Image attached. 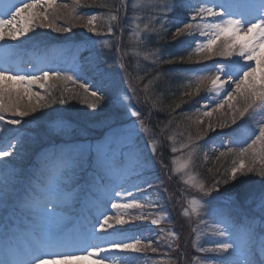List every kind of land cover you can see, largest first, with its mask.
Returning a JSON list of instances; mask_svg holds the SVG:
<instances>
[{
	"label": "snow or ice",
	"instance_id": "6c2138e0",
	"mask_svg": "<svg viewBox=\"0 0 264 264\" xmlns=\"http://www.w3.org/2000/svg\"><path fill=\"white\" fill-rule=\"evenodd\" d=\"M42 3L52 8L56 0H42ZM42 3L41 0L25 3L22 9H17L13 20L27 9L42 7ZM73 3L84 8L103 7L95 5L94 0L92 4L89 0H73ZM160 7L162 10L156 17L159 29L146 26L145 31L170 35L173 41L187 38L189 46L194 44L195 51L200 54L197 63L205 65L212 61L216 66L214 74L200 77L194 86L184 90L183 96L192 100L202 90L214 93L211 99L216 101L215 106L209 109L205 102L204 117L211 118L226 105L231 111L230 122L227 118L215 124L209 120L206 134L200 137L207 143L212 138L207 133L227 135L229 146L216 158L219 160L232 154L235 159L231 161L230 168L224 171L217 169L207 184L199 186L206 215L212 220L209 226L213 237L210 241L212 246H201L199 251L215 254L205 256V259L218 264H264V0L252 5L246 13L235 11L230 0H196L195 5L192 0H172V3H164ZM79 19L86 21L83 27L92 34L88 43L95 47L94 38L102 35L95 23L96 15ZM13 20L0 19V42L27 37L29 32L34 33L35 27L61 33L72 31L71 27H54L47 9L27 18L23 28H17ZM196 21L203 22L206 30H202L200 24L194 26ZM5 26H11V30L5 32ZM116 31L119 29L109 26L104 35L113 36ZM198 37L206 38V42H200ZM149 38L144 37L145 40ZM92 55L89 51L83 64L103 77L110 66L101 67L93 63ZM95 55L102 58L106 53ZM221 60L229 61L231 70L227 74ZM158 62L183 64L185 58L169 55ZM81 70L82 65L78 61L73 71ZM61 79L72 81L84 93L90 94L94 100L89 105L93 114H97V109L103 112L109 108L105 117L107 132L94 143L42 148L36 152L30 170L15 166L17 158L23 159L21 149L26 137L22 128L27 123L24 118L39 122L41 117L47 116L42 109L52 107L48 103L52 99L51 94L41 95L32 90L33 86L47 93L46 85L52 86L48 82ZM65 91L67 95L61 93L57 103L66 104L75 94L72 89ZM13 95L17 101L27 97L28 106L5 101V96L11 98ZM109 101L112 102L111 107ZM140 102L137 96V103ZM37 112L40 116L34 115ZM258 112L262 117L255 121L258 127L252 129L244 143L233 148L231 145L238 143L233 137L240 123L246 117L251 120ZM145 115L150 116V113L137 109L131 95H107L103 79L90 85L55 68L33 66L31 70H15V74L13 69L0 68V133H10L7 146L0 147V221L7 240L6 259L0 260V264H79L81 261L117 264L114 257L119 254L143 253L149 248L157 250L152 247V241L145 244L136 236L124 235L138 226L134 223L137 219H147L152 215L143 209L159 207L158 201L141 202L133 192V189L141 192L151 187L146 172L152 164V157L158 152L154 146L153 130L145 124ZM53 118L48 116L49 121ZM200 123L204 121L200 120ZM9 125L19 127L10 129ZM68 134V129L53 130L38 123L32 139L34 143H40L54 135ZM141 134L152 141L148 145L151 157L136 147V138ZM210 151L216 155L215 149ZM90 206L95 209V214L88 219L84 210ZM110 210L124 211L110 214ZM133 210L141 211L133 215ZM17 217L22 218V223H16ZM69 221L71 227L68 226ZM151 223L159 224V221L151 220ZM200 223L207 225L208 221L201 219ZM161 234L157 232L158 237ZM168 238L171 239L169 250L182 247L175 232H169Z\"/></svg>",
	"mask_w": 264,
	"mask_h": 264
},
{
	"label": "rangeland",
	"instance_id": "374dc122",
	"mask_svg": "<svg viewBox=\"0 0 264 264\" xmlns=\"http://www.w3.org/2000/svg\"><path fill=\"white\" fill-rule=\"evenodd\" d=\"M100 1H106L104 3L105 5H103ZM255 1L256 0H248L247 5H258L259 3H256ZM33 2H35V0L28 3L30 4ZM113 2V0H94L95 5H103L104 7L109 8V12L108 10L103 11L102 9H99V11L96 12V6L84 8L82 6L75 5L73 3V0H56V4H54L52 8H48L47 4H43L41 0L42 7H38L36 9H27L22 12L20 17H17L15 20H13V16L15 15L17 9H22L24 7L23 4L18 5L17 7L13 6V8L7 7V11H5L3 7H1L2 11H0V19L13 20V23L17 28H23L25 20L31 15L47 9L50 17L53 19L54 27H71L72 31L61 33L46 27H35L34 33L29 32L27 37H21L17 41L7 40L6 42H0V50L6 51H0V68L13 69L14 74L15 70H31L30 66L33 64V62H28L27 60L10 62L8 59V57L10 56L8 55L11 54V52L18 51L16 47L34 43L36 40L50 38L54 40H69L78 38L80 36L78 33H80L82 30H86V28L83 27L86 21L79 19V17L87 18L91 15H97V13L100 14L102 11L103 14L95 21L98 31H100L102 34L97 39V42L94 43L95 47H92L87 42V44H81L82 46L79 49L77 48V50H70L69 54L73 52V55L70 56L72 62L68 63L69 65L67 66V60L65 59L67 48H57L52 51L57 58H52L49 65L45 67L59 69L65 75L78 77L80 79V82L90 81L88 77H85V75H88L89 72H92L93 74L95 73V76L98 77V80H101L102 77L99 72L89 70V66L84 64H81V71H73L76 63L78 62L77 54H80V51L82 50V57H79V60L84 61V57L86 56V54H83V52L86 53L87 51H91L93 55L90 57V59L93 61V63L99 65L105 63L104 60L106 56H109L111 61V58L115 56V54H113L115 53L113 47L117 44V41L115 40V37L104 35V33H107L108 27L111 26L109 21H112L115 17L113 11L119 12L120 7L124 9L127 6H129L128 10L125 11H127L128 13L125 17H123L124 13L122 15L121 13L117 14L116 16H118L119 20H122L123 22L131 25V30H129V37L127 36L125 38L124 43L131 51L135 52L134 43L132 41H142L140 37L146 32L145 27L148 26L149 23H153V20H150L149 18L150 12L151 14H153L156 8L161 11L162 9L160 6L166 3V0H120L116 2V10H113ZM89 3L92 4L93 0H89ZM65 5H67V7H64ZM0 6L6 7L5 4ZM236 7H239V5H234V8ZM237 12L239 11L237 10ZM184 19L186 20L185 17ZM195 24H200L202 30H206L203 29V22L196 21L194 23V26ZM80 28L81 30L77 32V30ZM10 30L11 26H5V32H8ZM90 36H92V34ZM199 39H201L200 42H206V38ZM156 41L159 43L158 39ZM158 43L156 45H159ZM88 44L90 45V48L86 50L89 46ZM69 45L71 46L72 44ZM156 45H152L151 49H153V52L158 56L151 55L149 57V61L147 62L151 65L153 64L154 68L152 70H156L157 68L159 69L164 65L162 63H159L158 61L160 58H164V54L166 53L165 50L163 51L161 48L155 47ZM9 46H14L15 50L14 48L8 50ZM98 52L102 54L106 53V55H102V58L98 57L95 55ZM88 54L89 52L87 53V56ZM190 57L191 59L188 60L190 64L197 63V61H199L201 58L200 54L195 51L194 44L191 46ZM60 59H62L61 62L59 61ZM221 62L224 64V71L227 74L231 70L229 61L221 60ZM236 63H239V61H236ZM55 64L57 65L55 66ZM206 64L210 66L213 64V62L208 61ZM114 67L116 68V70L111 69V71H108V73L105 75L111 78L117 77L119 79V76L116 74L119 69L117 65H115ZM215 67L216 66H211V68L208 69H206L207 67H205L206 70H203V72L196 75V78H191L190 86H194L199 81L200 77L214 74ZM124 74L125 73H122V75ZM167 75H170V73L167 72ZM140 76L141 74L137 75V78H139V80H141ZM221 78L223 79V77ZM158 79V76L156 78L154 76V84L160 82H156ZM179 79L180 77L177 74V78H173V82L176 81L177 83H179L181 81ZM128 83L125 82L123 84L124 88L118 90L116 94H118L120 97L131 95L132 103L136 104V106H138V109L143 112V107H145V104H147L148 102L145 103V101H142L143 97H141V102L137 103V96H139L140 94L139 89L137 87H134L131 81H129ZM48 84L52 86L48 87L46 85L47 93L44 89H40L38 86H33L32 90L40 92L41 95L47 96L50 92H54L55 90H60L57 93L55 92L57 95H61L60 92L66 95V89H75L73 90L75 94L72 96H75V98L80 102V105H78V107L76 108L71 107L73 110L71 109V111L66 112L64 107H67L68 103H72V101L70 100L72 96H70L69 102L66 104H59L55 101L54 105H56L58 109L52 111L49 109L50 107H44L42 111L45 112L47 116L41 117V120L39 122L32 120L30 117L24 118L27 123L24 124L22 128V133L26 137L25 143L21 149L23 159L17 158L14 161V164L17 167H23L26 170H28V168H31L32 164L30 166L29 164L31 158L33 157V152L38 148L39 144L42 143L48 145L53 144L57 141V139L52 136L51 139L45 138L41 140L40 143H34L32 134L35 130H37L38 123H40L41 125H46L53 130L68 129L69 134L64 135L63 138L68 139L67 136H70L69 139H72V141H88L87 139L92 137L93 134L103 132L104 130L102 128L106 127L105 117L109 112V108H107V110L103 112H100V110H96L97 114H93L92 109L89 107V105L94 102L93 98H91L90 94H86L83 92V90L79 89L78 86L72 81L62 79L52 80L49 81ZM89 84L91 85L93 84V82H90ZM147 84L154 87V84H152V82H148ZM181 84L182 85L180 86V88L183 90V86H185L186 84ZM146 86L145 88H147ZM176 86L178 85L176 84ZM190 86L189 88H186L188 86H186L185 88L190 89ZM161 88L162 86L158 85V89L160 90ZM134 90L135 95H133ZM167 92H170V90L168 89ZM167 92L165 93L164 91V93H162L164 95L163 99L169 97L167 95ZM213 95L214 93L204 92V94L196 96L192 100H187L188 102L184 101V105H182L178 109H174L173 111H169L166 107H158V105H156L155 103L153 104L152 102V105L155 108V112L160 111L159 113H161V115H163L164 117L163 123L155 119V123H157L155 126H157L158 129H153V133L155 132L153 134V139L155 141L154 146L157 149L161 148V146L166 147L168 151V158L163 159L159 156L152 157L154 162H152L150 168L146 172V176L151 182V187H146L141 192H136L135 189H133V192L134 194H136L137 199L141 202L158 201L159 207H146L145 209H143L142 211L151 212L152 215L147 219H137L134 223L138 226L132 228L135 230H129L124 233V235L136 236L137 238H140L145 244L148 243V241H152V247L156 248L157 250L152 251L151 248H149L143 253L119 254L114 257L117 261V264H218V262L205 259V256H213L215 254L201 253L199 251L201 246L211 247L212 244L210 243V241L211 239H213V237L211 236L212 228L209 226L212 224V220L206 215V207L204 205V201L201 199L202 193L199 190V186L201 184H207L208 179L212 175H214V173L210 172L209 170L211 169V167L215 166L218 161L219 163H221V167L218 169L224 171L226 168L231 167V161L235 159V156L232 154H227L225 157H222L219 160L216 158L219 155L220 151H225L228 147V145L223 146L221 144L227 143V138H221L217 140L215 143L219 145L218 147L213 144L212 139L205 143V141L200 138L206 134V125L209 120H211V122L215 124L217 122H223L227 118L230 122L231 111L228 109L227 105L220 112L214 113L211 118L203 116V112L206 110L204 107V104L206 102L204 98L209 99V97L211 98ZM203 99L205 101L204 103ZM5 101L13 104L19 102L21 106H28L29 103L27 97L17 101L15 95H13L11 98L5 96ZM166 101L167 100H162L161 104H165ZM34 102L35 101H33V103ZM111 103L112 102L109 101V107H111ZM206 103L208 105V108L210 109L211 107L215 106L216 101L211 100L209 103L208 101ZM85 111H87L90 116L88 114H84ZM67 113L70 114L71 118L73 117V120H71V122L69 121L70 119ZM164 113H166L167 115H165ZM82 114H84L83 117H81ZM34 115L40 116V112H37ZM48 116H52L54 118L49 121ZM125 119H127V117H125ZM261 119L262 117L260 116L259 112L255 114L251 120L246 117L245 120L240 123V127L237 129L233 139H235L236 141L238 140V143H244L251 135L252 129L258 127L255 121H259ZM74 120L78 123V126H74ZM200 120H203L204 123L201 124ZM72 121L74 122L72 123ZM7 127L10 129H15L19 126L9 125ZM72 127H75L77 129V132L71 131ZM225 131H227V129H225ZM207 134L210 135L214 133ZM9 139L10 133H0V141H2L0 142V146L2 145L1 143L8 144ZM151 143L152 141L147 140L145 134H141L136 138V146H138V148H140L139 150L146 156L150 157L152 154L149 152L148 145ZM140 144L143 145L141 146ZM235 144L236 143H233L231 146L233 148H237L238 144ZM173 148H175L176 151H172ZM210 149H215L216 155H213ZM257 152L259 153V146H257ZM155 158L157 161L155 160ZM176 184L177 186H175ZM193 201H195V203ZM123 211L124 210H110V214ZM138 211L141 210H133V215H136ZM185 212H187L188 215H184ZM125 218H127V215H125ZM201 219L207 220L208 224L206 225L200 223ZM151 220H158L159 224H152ZM142 228L144 229L141 230ZM136 229H140L141 231L135 233ZM158 231L162 232L161 236L159 237L157 236ZM169 232H175L176 235H178L179 243L182 245L180 249L173 248L172 250H169L168 244L171 243V239H166ZM2 250L5 251L4 248ZM177 251H179L180 253L179 256H177ZM79 264H90V261H81L79 262Z\"/></svg>",
	"mask_w": 264,
	"mask_h": 264
},
{
	"label": "trees",
	"instance_id": "16d2710c",
	"mask_svg": "<svg viewBox=\"0 0 264 264\" xmlns=\"http://www.w3.org/2000/svg\"><path fill=\"white\" fill-rule=\"evenodd\" d=\"M113 10H116V2L120 1V0H113ZM102 2L103 5H105L104 3L106 1H100ZM166 3H172V0H166ZM127 6L126 8H122L120 7L119 12H114L115 14V21L114 18L112 21H109L110 25L114 28V29H119V31L115 32V35H113V37H115L117 44L113 47L114 52L113 54H115V56H113L111 59V66L114 70H116V68L114 67L115 65H117L118 69L120 71H122V73H125L124 75H122V73L120 71L117 72V75L119 76L120 79H123L124 82H132V85H134V87H137L139 89V97H143L142 101H145L146 98V102H148L147 104H145L146 106L143 107V113H150V116L145 115V124L147 127H149L150 129H155L157 128V126H155L157 123H155V119L157 121L160 122H164L163 121V115H161V113H159L160 111H156L155 112V108L152 105L155 103L156 105H158V107H166L169 111H173L174 109H178L179 107H181L182 105L185 104L184 101L189 100L188 97H184L183 96V90H185L186 88H189L190 83L189 81L185 82L182 78V74H181V70L184 69L187 65H189V59L188 57H190L191 51L190 49V41H187V38H181V41H173L172 37L170 35H162V34H158V33H149V32H145L140 38L142 39V41L140 40L139 42L137 41H132L134 43V48H135V52L131 51L126 45H125V38L128 36L129 37V30L131 25L127 24L126 22H123L122 20L118 19V16H116L117 14L121 15L124 13L123 17H125L127 15V11L128 10ZM95 11L98 12L99 9H102L103 11L108 10L109 12V8L104 7L101 8L100 6H96L95 7ZM118 10V7H117ZM94 11V12H95ZM160 13V10H158V8H156V10L154 11L153 14H151L150 12V20H153V23H149L148 28L151 29L153 26L156 27L157 29H159V24L156 23V17L157 15ZM103 14V12L101 11V13H97L96 17L99 18L101 15ZM182 20L183 17L181 18ZM108 23V24H109ZM123 24V25H122ZM80 29L77 30V32H79ZM82 32V34H81ZM80 33H78L80 36L78 38H74V39H66V40H61V39H41V40H36L34 43H30V44H38V43H45V41H50L49 43H55V45L61 47V48H71L69 44H72L73 46H76L77 44L79 45V43L81 42H87L89 39V36L91 34H89L86 30H82ZM76 34V35H78ZM84 35V36H83ZM83 36V37H81ZM145 36H150V38L148 40H145L144 37ZM98 37H95L94 39H96ZM159 40V43L156 40ZM159 45H156V44ZM152 45H156L155 47H159L161 48L163 51L165 50L166 53L164 54V58L169 57V55L172 56H183L185 58V62L183 64H176V65H170V64H164L163 66H161L159 69L157 68L156 70H152L154 68L153 64H149L147 63L149 61V57L152 55L158 56L156 55V53L153 52V49H151ZM133 52V53H132ZM189 63V64H188ZM126 70V72H125ZM167 72L170 73V75H167ZM161 73V75H160ZM141 74V80H139V78H137V75ZM177 74L179 75L181 80L179 83H177L175 80V82H173V78H177ZM166 75V76H165ZM154 76L155 78L158 76L159 79L154 84ZM148 82H152V84H154V87L147 84ZM181 83H183L185 86H183V90L180 88V86L182 85ZM188 83V84H187ZM129 84V83H128ZM176 84L178 86H176ZM147 85V86H146ZM158 85L162 86V88L159 90L158 89ZM145 86L147 88H145ZM150 88H149V87ZM188 86V87H186ZM186 87V88H185ZM170 90V92H167V90ZM75 90V89H72ZM60 91V90H55L54 92H50L49 94H51L52 99L48 102L52 105V107H50V110H55L58 109V107L56 105H54L57 97H59L60 95H57L56 93ZM167 92V95L169 97L164 98V95L162 93ZM56 92V93H55ZM61 94V92H60ZM67 95V92H66ZM200 96V95H199ZM70 100L72 101V103H68L67 107H64V109L66 110V112L71 111L72 108H76L78 107V105H80V102L75 98V96H72L70 98ZM162 100H167L165 104H161ZM72 107V108H71ZM63 109V110H64ZM73 110V109H72ZM99 110V109H97ZM107 108L104 109V111H106ZM69 116V121L71 122V120H73V117L71 118L70 114L67 113ZM84 114H88L90 116V114L85 111ZM81 117H83V115ZM165 115H167L166 113H164ZM90 118V117H89ZM76 120V119H75ZM74 120V121H75ZM72 121V123L74 122ZM71 123V124H72ZM159 123V122H158ZM74 126H78L77 122L75 121V123H73ZM158 129V128H157ZM156 130V129H155ZM73 132H77L76 130H72ZM155 133V132H154ZM75 135V134H73ZM64 135H54V138L59 139V138H63ZM70 137V136H67ZM160 156L163 159H167L168 158V151L166 147L161 146L160 149ZM221 167V163H219V161L216 163L215 166L211 167V169L209 170L210 172L214 173L216 172V170L218 168ZM208 176V175H205ZM211 178V177H210ZM177 186V184L175 185Z\"/></svg>",
	"mask_w": 264,
	"mask_h": 264
}]
</instances>
